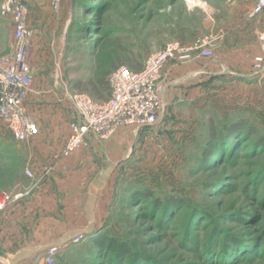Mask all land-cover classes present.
Wrapping results in <instances>:
<instances>
[{"label": "rangeland", "instance_id": "obj_1", "mask_svg": "<svg viewBox=\"0 0 264 264\" xmlns=\"http://www.w3.org/2000/svg\"><path fill=\"white\" fill-rule=\"evenodd\" d=\"M257 1L59 0L58 11L52 9L49 0L34 1V13L29 15L32 28L29 62L33 81L26 100L30 117L36 114L45 117L50 113L48 107L56 101L58 109L66 102L67 111L71 113L69 97L73 91L96 100H107V91L94 95L88 86L95 81L99 70L129 57L142 68L149 55L173 41L188 43L196 38H208L212 55L200 59L210 61L222 57L225 46L231 50L229 57L226 55L227 63L233 66L239 61L235 66L242 68V74L250 73V78L257 79L250 85L245 82L248 78H244L238 86L214 82L210 105L195 111L194 119L184 114L182 124L175 123L170 125V130L158 132V140H144L138 134L135 153L115 165L113 180L118 197L114 204L112 199L108 205L103 218V223L108 222L104 233L134 243L152 257L155 264H207L200 247L197 252L181 247L183 243L188 245L187 241L181 242L182 232L188 229L203 246L209 240L212 242L215 227L217 240L235 238L250 248L249 253L245 250L238 254L239 258L228 260L230 257H227V264H264V202L260 200L264 194V174L256 182L264 166V153L251 148L255 138L240 139V145L232 152V164L221 160L205 170H198L196 166L211 122L220 129L225 117L241 116L247 129H253L257 137L264 136V10L252 14ZM97 6L101 11L96 13L91 8ZM38 18L42 19V24L38 23ZM97 22L99 26L94 24ZM35 25L50 33L48 38L33 41ZM12 35L11 19L0 14V60L11 53ZM257 59L262 61L258 63ZM78 85L81 90L76 89ZM73 116V121H77L74 110ZM125 128H120L113 137ZM37 137L17 142L0 121V194L11 193L15 182L26 176V172L33 175L28 149ZM206 184H210L208 188ZM130 185L145 187L154 197L181 198L186 206L177 218L172 215L168 219L166 228H158L156 220L146 218L147 205H139L137 201L130 204L127 200L125 191ZM246 185L249 190H256L254 195L244 194ZM187 205L208 213L210 219L204 220L203 213L189 222ZM88 235L76 233L67 246H57L53 264H93L87 248L83 247ZM48 249L42 250L41 259L35 264H42ZM4 251L0 245V264H10ZM214 255L211 264H220V254ZM97 257L99 263L104 261L100 255Z\"/></svg>", "mask_w": 264, "mask_h": 264}, {"label": "crops", "instance_id": "obj_2", "mask_svg": "<svg viewBox=\"0 0 264 264\" xmlns=\"http://www.w3.org/2000/svg\"><path fill=\"white\" fill-rule=\"evenodd\" d=\"M34 3L29 4V15L34 13ZM38 23L42 24V19ZM33 29V41L46 39L50 34L39 25ZM223 49L222 57L210 61L193 57L166 65L162 74L163 111L157 125L141 130L127 127L113 139L103 141L90 133L84 144L67 158L58 157L74 122L73 110L72 114L67 111L66 102L58 109L56 101L48 107L50 113L45 117L31 116L39 129L28 149L33 175L18 178L11 193L25 196L0 212V245L10 264H35L44 248L65 247L76 233L92 234L102 227L114 197L115 165L134 152L138 134L144 140H158V132L181 123L184 114L194 119L195 111L210 105L214 82L238 86L244 78H248L245 82L250 85L257 81L250 78V73L242 74V68L235 66L239 61L233 66L227 63L231 50L225 46ZM9 248L16 250L11 252Z\"/></svg>", "mask_w": 264, "mask_h": 264}, {"label": "built area", "instance_id": "obj_3", "mask_svg": "<svg viewBox=\"0 0 264 264\" xmlns=\"http://www.w3.org/2000/svg\"><path fill=\"white\" fill-rule=\"evenodd\" d=\"M33 1L1 0L0 4V14L9 17L13 24L11 53L0 60V121L5 123L17 142L39 134L38 126L26 109L33 81V68L29 62L32 40L29 4ZM49 4L53 10H59V0H49ZM263 10L264 0H258L252 14ZM210 44L211 40L205 37L196 38L191 43L173 41L149 55L139 71L118 68L108 77L110 96L107 100H95L83 92L73 91L69 100L77 121L70 124L69 135L58 158L73 154L90 133L101 140H108L122 127L145 129L158 124L163 111L164 68L169 63H182L193 57H210ZM257 61L260 63L262 60ZM25 174L32 177L29 172ZM24 196V193L0 194V212ZM57 254V247L49 248L42 264H53Z\"/></svg>", "mask_w": 264, "mask_h": 264}, {"label": "trees", "instance_id": "obj_4", "mask_svg": "<svg viewBox=\"0 0 264 264\" xmlns=\"http://www.w3.org/2000/svg\"><path fill=\"white\" fill-rule=\"evenodd\" d=\"M98 7L99 6L91 9L97 13L101 11ZM94 24L99 26L98 22ZM105 66H107L105 69L99 70L97 72L95 81L88 84L92 90V94L94 95H97L100 91H107L110 96L108 77L112 72L120 68V66L125 67L130 71H139L141 69L140 64L131 57L126 59H118L117 63H109ZM76 87V89L81 90L79 89V85ZM236 117H225L224 123L221 124L220 129L216 127L215 122L209 123L204 145L200 150L199 158L196 160V166L198 170H205L212 166H216L218 163L222 162L221 160L229 164L234 163L232 152L238 146V144L240 145L239 141L242 138L247 140H253L255 138L251 148L253 150H260L262 153H264V136L257 137V133L253 129H247L246 122L241 116ZM263 174L264 166L261 167L259 175L256 177V182L263 176ZM209 185L210 184H206L205 188H208ZM138 186L141 185L139 184ZM138 186L130 185L126 188L125 193H127V200L130 204L137 201L139 205H147V210L149 213L146 218L150 219L152 222L156 220L158 228H166L169 225L168 219L172 215L177 218L179 211H181L182 208L184 209L186 206L185 202L181 198L168 195L163 197H154L151 190ZM248 188V185H246L243 189L244 194L247 195V193H251L254 195L256 190L253 189V191H251L252 189L249 190ZM117 191L118 188L116 185L114 188L113 204L115 198L118 197ZM124 200L125 199H123V201ZM260 200L264 202V194L260 197ZM143 207L141 206V208ZM187 207L189 208V216L187 219L189 222L190 220H196V218L202 216L201 214L204 213L196 206L187 205ZM207 214L208 213H204L206 216L204 220L210 219L211 216ZM130 222H132V220H129V223ZM107 224L108 222L106 220L98 231L85 237L88 238V241L85 243V245H83V247L87 248L89 259L94 262L93 264H155V261L152 259V257L146 254L144 250L134 243L128 242L126 240H118L115 236L104 233ZM217 233L218 229L215 227L211 237L212 242L209 240L206 245L202 246L194 239L192 235H190V231L185 228L182 232L183 236L181 242L183 243L184 241H187L188 245L186 246L183 243L181 247L186 249L191 248L194 252L199 251L200 247V251L202 250L201 252H203L207 264H211V260L215 259L214 254L216 253L220 254V257H218V261L221 262L220 264H227L228 260L231 258H239L238 254L240 253L246 251L249 253L250 248L243 246L241 241L239 242L237 239L230 237H225L222 239V241L217 240ZM216 249H220V251L217 252ZM99 255L102 257V259L104 258L102 263L98 262L99 257L97 256ZM227 257L230 258L227 260ZM241 257L246 258V256L243 257V255H241Z\"/></svg>", "mask_w": 264, "mask_h": 264}]
</instances>
